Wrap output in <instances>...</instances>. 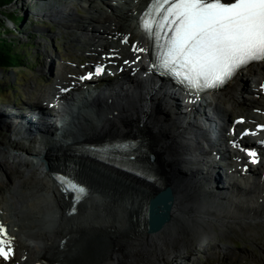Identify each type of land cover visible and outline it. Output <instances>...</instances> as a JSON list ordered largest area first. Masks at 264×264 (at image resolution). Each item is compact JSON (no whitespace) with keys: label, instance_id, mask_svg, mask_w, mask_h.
Listing matches in <instances>:
<instances>
[{"label":"bare ground","instance_id":"bare-ground-1","mask_svg":"<svg viewBox=\"0 0 264 264\" xmlns=\"http://www.w3.org/2000/svg\"><path fill=\"white\" fill-rule=\"evenodd\" d=\"M86 1L89 10L102 7L89 19L74 14L86 5L82 0H45L35 12H66L61 21L82 28L92 56L105 65L102 75L90 78L99 83L59 82V74L54 92L59 122L50 106L28 104L8 111L9 105H0V125L9 129L7 143L0 139V220L14 238V255L4 264H176L175 257L179 264H198L199 255L192 258L187 248L198 252L197 242L208 246L216 227L233 233V225L264 222V62L212 94L214 124L206 109L189 104L183 111L167 83L149 74L144 51L134 50L143 48L133 19L146 0L110 1L107 11L101 3L105 0ZM113 68L122 72L117 76ZM249 76L257 80V89L245 85ZM155 106L176 116L157 119L151 113ZM227 125L234 138L225 134ZM140 132L147 160L159 176L156 182L75 149L76 142ZM253 135L260 138L257 170L243 148ZM20 136L34 142L41 136L49 139L28 146L17 142ZM14 150L25 154L16 157ZM223 160L231 167L227 175L219 170ZM180 169L184 177L176 173ZM64 170L87 188L71 213L67 194L51 176ZM165 188L166 202L158 197ZM220 252L229 255L223 248Z\"/></svg>","mask_w":264,"mask_h":264},{"label":"snow or ice","instance_id":"snow-or-ice-1","mask_svg":"<svg viewBox=\"0 0 264 264\" xmlns=\"http://www.w3.org/2000/svg\"><path fill=\"white\" fill-rule=\"evenodd\" d=\"M140 23L157 49L152 67L195 93L219 89L264 62V0H152ZM103 72L96 67L95 75ZM116 147L127 152L134 144ZM248 155L256 162V153ZM58 179L77 202L87 194L78 181ZM13 255L14 238L0 224V258Z\"/></svg>","mask_w":264,"mask_h":264},{"label":"rangeland","instance_id":"rangeland-1","mask_svg":"<svg viewBox=\"0 0 264 264\" xmlns=\"http://www.w3.org/2000/svg\"><path fill=\"white\" fill-rule=\"evenodd\" d=\"M44 1L13 0L4 5L0 12V21L6 20L5 27H0V32L14 38L17 42L16 46L19 48L18 52L24 55L18 66L0 64V105L3 107L9 105L8 111L11 109L20 111L24 105L28 104H47L50 95L57 91L56 87L58 85L56 84L59 81V77H57L59 74H61V81L59 82L65 83L68 81L73 83L77 80L75 79L77 77H67L72 76L70 71L76 74L81 69L86 73L90 70V60L99 62L98 59L92 56L88 45H86L87 38L86 34L82 33V28L70 26L71 23L61 21L60 17L67 15L66 12L63 14L58 12L51 14V10H45L42 14L35 12L37 3ZM76 1L70 0L73 4ZM110 1L115 0L101 2L104 11H107L108 5L110 6L108 2ZM82 2L86 5L80 4L78 10L74 9L75 16H83V18L89 19V14L98 13L102 9V7L93 6L89 10V2L86 0H82ZM7 15H10L12 19L8 18ZM72 31L77 32L78 36L75 37L71 34ZM110 80L114 84L118 82L116 79ZM245 80L247 82L245 83L246 86L258 87V82L254 77L249 76ZM155 107L153 108L154 111L151 110V113L157 119H166L167 114L170 115L171 113L176 116L174 112L167 113ZM3 109L1 108V110ZM235 114L238 113L235 112ZM164 133L167 135L166 132ZM8 134L9 129L4 125H0V139L7 143L6 137ZM48 139L47 136H41L35 138L34 142L28 137L20 136L16 140L18 143L31 146V143H40ZM14 152L16 157L25 154L19 150H14ZM222 163L224 168L226 160H223ZM9 166L11 165L9 164ZM10 171L13 170L10 169ZM176 173L184 177V172L181 169ZM215 229L217 235L208 240V246H206V242H198L197 245L200 250L198 252L193 246H188L187 249L192 253V258L199 255V262L202 264H264V252H262V249H264V222L261 219L248 223L243 228L233 225V233L225 230L222 233L223 228L221 227ZM220 248L225 249L229 255L220 252ZM175 258V263L179 264L181 259Z\"/></svg>","mask_w":264,"mask_h":264},{"label":"trees","instance_id":"trees-1","mask_svg":"<svg viewBox=\"0 0 264 264\" xmlns=\"http://www.w3.org/2000/svg\"><path fill=\"white\" fill-rule=\"evenodd\" d=\"M13 0H0V12L2 7ZM6 15L5 13H3ZM8 18L12 19L10 15ZM6 20L0 21V27H5ZM17 42L14 38L7 36L6 34L0 32V64L6 66H18L19 62L23 60L24 55L18 52Z\"/></svg>","mask_w":264,"mask_h":264},{"label":"water","instance_id":"water-1","mask_svg":"<svg viewBox=\"0 0 264 264\" xmlns=\"http://www.w3.org/2000/svg\"><path fill=\"white\" fill-rule=\"evenodd\" d=\"M159 196L162 197V201L164 200V201L166 202V200H167V196H168L167 188L161 190V191L159 192L158 197H159ZM167 204H168V203L164 204L165 209H167ZM195 243H196V242H195Z\"/></svg>","mask_w":264,"mask_h":264}]
</instances>
